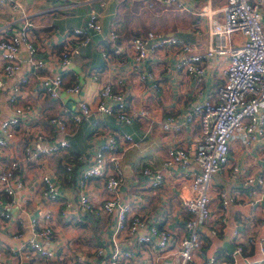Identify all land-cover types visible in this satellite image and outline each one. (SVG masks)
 <instances>
[{"label": "crops", "instance_id": "obj_1", "mask_svg": "<svg viewBox=\"0 0 264 264\" xmlns=\"http://www.w3.org/2000/svg\"><path fill=\"white\" fill-rule=\"evenodd\" d=\"M2 1H15L19 8L10 9L8 4ZM2 1L0 0V29L7 25L13 31L20 23L22 15L31 20L33 26L30 35L38 47L37 55L41 56L43 61L41 72H61L64 85L76 78L80 90L78 94H69L60 89L56 97H50L40 92L37 80L30 75L26 83L14 93L13 104H8L12 83L19 75L30 74L28 56L23 46L17 53L19 69L13 75L4 77L0 94V116H11L14 106L23 110L18 124L13 128L14 136L0 147V169H4L11 159L21 156L15 173L21 179L23 188L16 191L14 199L8 205L5 204L6 197L0 196V264H86L92 252L90 249L99 246L103 247L107 254L110 248L109 236L114 232L113 215L95 210L83 213L77 210L79 216L82 213L81 221L77 222L73 215L68 216L64 210L65 201H75L77 193L76 186L65 180V167L71 165L74 175L79 174L92 158V141L100 140L99 136L104 133H113L119 143L116 150L120 156L123 179L120 193L124 200L132 203L130 210L146 217H156L159 227H165L175 235L181 234L188 214L181 207L179 197L192 194L188 177L197 167L193 162L183 168L178 165L164 167L162 161L167 147L194 146L198 133L197 124L193 121L181 124V120L191 103L219 84V72L225 59L217 57L209 60L205 66L206 74L197 80L187 76L180 69H175L174 65L178 59L168 48V52L159 51L147 59L145 69L151 70L153 76L151 79L142 80L133 70L131 53L125 51L127 48L123 49V56L113 55L106 43V33L115 26L119 28L116 32L120 42H127L136 26L128 29V24L119 20L120 8L122 10L126 4L137 3L145 7L147 0ZM101 1L102 6L99 5ZM198 4L194 3L193 6ZM218 4L219 2L216 5ZM156 7L159 6L152 8ZM90 9L98 13L101 31L91 34L89 43L79 47L78 51L71 55L70 63L63 66L58 62L57 54L64 44L72 43L70 29L80 26L85 20V13ZM173 16L176 18L172 23L174 26L166 28V35L181 37L194 43L196 51H202L213 41L209 24L202 16L193 11H176ZM213 16L219 19V14ZM100 49L108 55L106 58L100 56ZM92 72L98 75L96 79L91 77ZM105 79L110 82L112 89L124 93V111L134 113L132 120L129 123L120 121L116 117V108L113 107L111 114L92 111L88 118L74 123L70 115L76 109V100L85 101L93 109L98 88ZM142 110L144 114L140 115ZM52 115L61 117L66 124L67 130L63 135L67 142L66 147L49 155L40 154L35 158L23 160V148L29 143L32 133L37 130L46 133L49 129L47 119ZM166 115H173L180 123L177 130H161L160 123ZM124 133L131 135L134 144L122 140L121 135ZM228 154L238 170L231 171L225 167L224 171L211 176L208 189L209 206L214 214L217 213L216 190L219 187L240 196L244 193L241 183L246 175L260 173L264 181V140L250 148L242 147L238 140H233ZM144 166L162 172L163 179L160 184L149 185L148 178L141 174ZM43 173L58 183V197L55 201H50L44 196V186L40 181V175ZM86 183V191L95 207L94 205L106 196L103 180L92 177L88 178ZM254 189L256 198H259L258 203L250 205L239 199L229 204L223 211L227 220L225 226L215 224L216 220H213L198 228L203 255H212L216 262L263 264L260 262L261 253L256 243H250L249 248L239 255L232 252L230 228L233 225L241 232L242 241L248 236L254 237L255 241L261 237L264 244V194L259 195L260 188L254 186ZM21 197L26 198L25 202H20ZM9 207L14 211L9 210ZM46 212L52 229L48 248L53 249L55 254L51 258L34 257L26 261L18 260L14 253H8V248L28 243L31 231L27 220L36 218L37 223L42 224V215ZM6 213L9 217L2 215ZM144 231L145 228L141 227L133 235L117 238L122 249L136 251V260L125 264H177L175 243H169L164 248L150 249L146 244L138 245L137 249L133 248L136 236ZM12 233L20 235L13 239L10 236ZM223 245L232 249L228 251ZM77 256L80 259H77ZM90 261L93 264H107L108 259L106 256H92L88 262Z\"/></svg>", "mask_w": 264, "mask_h": 264}, {"label": "built area", "instance_id": "obj_2", "mask_svg": "<svg viewBox=\"0 0 264 264\" xmlns=\"http://www.w3.org/2000/svg\"><path fill=\"white\" fill-rule=\"evenodd\" d=\"M2 3H7L10 9L19 8L15 1ZM194 3L199 4L193 6ZM155 5L162 10L193 11L202 16L209 24L213 41L202 51H196L194 43L181 37L147 30L144 34L133 36L122 43L117 32L109 29L106 33L108 47L115 56L122 55L123 49L129 50L125 51L131 53L132 67L139 79L152 78V71L145 69L147 59L156 52H168V48L178 59L174 65L175 69H180L187 76L197 80L206 74L205 66L209 60L217 57L225 59L219 72L221 78L219 84L191 103L181 120V124H189L192 121L197 124L198 133L194 146L167 147L162 161L164 167L178 165L183 168L191 162L197 167L188 177L192 194L179 197L181 207L188 214L183 223V232L175 235L173 231L159 227L156 217H146L130 210L132 203L124 200L120 193L123 179L119 164L120 156L116 150L119 143L113 133H104L99 136L100 140L92 141V158L79 174L74 175L71 165L65 167L67 171L65 180L77 188L75 201H65V214L70 217L73 215L77 222L81 221L80 216L83 212L92 210L113 215L114 232L109 236L110 248L106 256L109 264H125L136 260V251L122 249L117 238L133 235L141 227L145 228V231L136 236L133 247L135 249L140 244H146L152 249L164 248L169 243H175L177 264H233L231 261L216 262L212 255H203L198 228L213 220H216L215 224L225 226L227 220L223 214L224 209L239 199L250 205L258 203L259 198L254 194V186L260 188L259 195L264 194V181L260 173L248 174L241 183L244 188L243 194L238 196L219 187L216 190L217 213L214 214L209 206L208 189L211 176L224 171L225 167L231 171L238 170L230 161L228 154L231 141L238 140L242 147L250 148L264 140V0H219L218 5L212 4L211 0H147L145 3L146 8ZM214 14H219V19L213 18ZM20 18V23L13 31L7 25L0 29V94L4 77L13 75L19 69L17 53L21 46L25 48L28 56L30 74L19 75L12 83V94L8 104H13L14 93L26 83L30 75L37 80L40 92L50 97H56L60 89L69 94H78L80 85L76 78L64 85L61 72H41L43 61L41 56L37 55L38 47L30 35L33 22L24 15ZM100 31L98 13L90 9L85 13L84 22L70 29L72 43L64 44L60 48L56 57L58 62L67 66L71 55L76 53L79 47L89 43L91 34ZM99 54L105 58L108 56L103 49L99 50ZM91 77L96 79L98 75L92 72ZM75 103L76 109L70 115L74 123L88 118L92 111L111 114L113 107L117 111L116 117L124 123H129L134 116V113L128 110L124 111L126 105L124 93L112 89L107 79L103 80L98 88L97 101L93 109L83 100L78 99ZM22 110L21 107L14 106L11 116H0V147L14 136L13 128L18 124ZM139 114H144V111H140ZM47 121L49 129L46 133L40 130L32 133L29 143L23 148V160L35 158L40 154L49 155L66 147L67 142L63 135L67 129L64 120L52 115ZM179 125L173 115H166L160 123V128L163 131H170L171 128L177 130ZM121 137L130 144L135 142L129 133H124ZM21 159V156L15 157L4 169H0V196L6 197V205L14 199L16 191L23 188L21 179L15 173ZM141 174L148 178V183L152 186L160 184L163 179L160 170H151L147 166L142 167ZM92 177L103 180V189L107 195L96 203L95 207L86 192V181ZM40 181L44 186V196L50 201L56 199L58 183L46 173L40 175ZM25 200V197H21L20 202L23 203ZM77 210L82 212L80 216L76 213ZM256 212L258 213V210ZM2 215L9 217L7 213ZM42 217L46 220V222L43 220L42 224L37 223L36 218L27 220L31 231L28 243L10 247L8 253H14L18 260L26 261L34 257L51 258L55 254L53 249L48 248L52 235L49 215L46 212ZM230 234L233 254L239 255L249 248L250 243H256L261 253L260 262L264 264V244L261 237L255 241L254 237L248 236L242 241L241 232L234 225L230 228ZM19 235L12 233L10 236L16 239ZM91 250L89 259L92 256L106 255L103 247ZM77 259L80 257L77 256ZM86 264L93 262L87 260Z\"/></svg>", "mask_w": 264, "mask_h": 264}, {"label": "rangeland", "instance_id": "obj_3", "mask_svg": "<svg viewBox=\"0 0 264 264\" xmlns=\"http://www.w3.org/2000/svg\"><path fill=\"white\" fill-rule=\"evenodd\" d=\"M137 4L136 5L126 4L122 10L120 8L121 13L120 14L118 13L119 20L122 21L126 25L128 24L127 25L128 29L130 28L132 29L136 26L135 29L139 30V32H141L142 34L143 32H146L147 30H152L156 32H164L166 28L169 29L170 27L174 26L172 23H173V20L176 18L173 16V14L176 11H171V10L159 11V10H162L159 7L145 8ZM99 5L102 6V3H99ZM186 15L189 17L188 14ZM182 23L184 24L185 21H182ZM121 56H123V54ZM64 182L66 183V181ZM86 190H87V185H86ZM106 196L104 198H106ZM108 253L104 255V257L107 256ZM88 260H89V257H88ZM107 264H109L108 261H107Z\"/></svg>", "mask_w": 264, "mask_h": 264}, {"label": "trees", "instance_id": "obj_4", "mask_svg": "<svg viewBox=\"0 0 264 264\" xmlns=\"http://www.w3.org/2000/svg\"><path fill=\"white\" fill-rule=\"evenodd\" d=\"M219 2V0H211L212 4H217ZM121 28H123V26H121ZM110 29H113L115 32L118 31L117 27L113 26ZM124 29V28H123ZM118 33V32H117ZM145 32H143L142 34H144ZM141 32H139V30L135 29L131 32L132 37L133 36H139L142 35Z\"/></svg>", "mask_w": 264, "mask_h": 264}, {"label": "water", "instance_id": "obj_5", "mask_svg": "<svg viewBox=\"0 0 264 264\" xmlns=\"http://www.w3.org/2000/svg\"><path fill=\"white\" fill-rule=\"evenodd\" d=\"M8 209L14 211V209L12 207H9ZM223 248L226 249V250H228V251H230L232 249V247H230V246L229 247H226L224 245H223Z\"/></svg>", "mask_w": 264, "mask_h": 264}]
</instances>
